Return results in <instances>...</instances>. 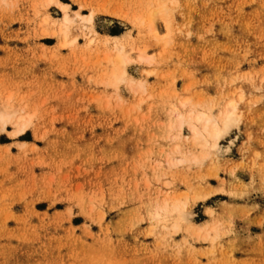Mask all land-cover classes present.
<instances>
[{
  "label": "rangeland",
  "instance_id": "obj_1",
  "mask_svg": "<svg viewBox=\"0 0 264 264\" xmlns=\"http://www.w3.org/2000/svg\"><path fill=\"white\" fill-rule=\"evenodd\" d=\"M35 1L0 3V101L35 115L19 138L0 128V264H264V0H178L171 35L149 48L155 60L134 54L128 66L146 82L139 107L126 84L104 82L87 30L74 29L75 47L43 35V15L61 13ZM63 1L100 8V33L137 37L139 0ZM238 93L241 122L222 150L170 164L177 143L201 150L186 127H169L172 105L191 97L217 113ZM177 201L194 222L216 225L210 237L189 231Z\"/></svg>",
  "mask_w": 264,
  "mask_h": 264
},
{
  "label": "bare ground",
  "instance_id": "obj_2",
  "mask_svg": "<svg viewBox=\"0 0 264 264\" xmlns=\"http://www.w3.org/2000/svg\"><path fill=\"white\" fill-rule=\"evenodd\" d=\"M40 1L42 2V4L47 9L56 8L61 13V15L58 18L52 16V14H50V12L45 13L43 15L42 22H40L41 26H42L41 32H43V35L47 38H57L58 46H60L62 48L63 47H75V46H77L79 38H78V36H76L74 34V29L77 31L87 30L85 33L83 32L84 36L87 39L86 45L88 47H90V46L93 47L94 44H95L94 47H96V45L100 46V49H98L99 53L96 52L94 54H98V56L100 57V63L101 62L105 63V64H102L106 68L104 73H103V75L105 77L104 82L107 84H111V85H113V87L115 86L117 88L120 84H126L131 91H133L136 95H138L137 97H139V96L141 97V99L138 100L139 103L136 104L137 106L140 105V103L143 100L142 96L147 91L146 90V82L143 80L136 79L135 77L130 75V73L128 71V66H130L131 63H133L134 54L136 55L137 60L142 61V62H148L151 64L152 58L154 59L155 56L153 57L152 55L149 54V48L154 47V46L157 47V46L161 45L162 39L171 35L173 21H174L173 11H175V10H172V7L177 6L179 1L178 0H139L137 3H138V6L139 5L140 6L138 7V9H136L137 11L134 10L135 12L133 13V16L130 18L131 22L133 23V25L136 27V29L138 31L136 38L134 36H132L131 33H129L128 31L121 33V34H109V33L103 34V33H100L98 30H96V28L94 26V20H95V15L97 13V10L101 11L100 8H98L96 10L93 9V10H91L90 13L84 14L80 11L81 8L83 7V5H81V3H80L81 8L79 7L80 10H74V9H72V6L70 3L64 2L63 0H40ZM40 1L38 3H40ZM12 2L14 3L15 0H0V3L5 4V6L11 5ZM74 2H76V1H74ZM35 3H37V2L35 1ZM38 3L36 6H38ZM130 7H131V5H130ZM178 7L179 6H177V8ZM177 8H175V9H177ZM109 14L116 16V17L122 16V14L115 12V10L110 11ZM39 21H40V19H39ZM131 22H130V24H131ZM176 26L178 27L177 24H176ZM38 29H40V28H38ZM178 29H180V28H178ZM160 30H163V32L165 31V36H162L160 34ZM77 33H79V32H77ZM78 35L80 36V34H78ZM172 41H169V42H172ZM164 44H166V43H164ZM166 46H168V45H166ZM166 46L163 48L166 49L167 48ZM92 47H91V49H94ZM83 51L85 53V50H83ZM88 51H89V49H88ZM90 51L92 52V50H90ZM77 56H78V54H77ZM86 56H88V55L86 54ZM90 56H92V55H90ZM147 86H149V84ZM121 87H122V85H121ZM1 89H0V91H2ZM118 90H120V89H118ZM242 93H238V94L232 95V96L225 95L226 97H223V95H224L223 94L222 95L223 102L219 106V110L217 113L213 112V110H212L213 108L211 109V108L207 107V105L205 106V104L204 105L201 104L200 101H194V99H192L191 97H182L174 105H172V103L168 102V104H166V105H170V104L172 105V108L170 109L171 117H169L170 118L169 119V127L171 128V130L175 128L180 132L181 129L186 127L189 131V135L186 137V141L191 142L193 145H198L201 148L200 152H198V153L193 151L192 149H188L185 152H183V151H181V146L183 147L184 145L177 143L174 145L173 150L172 149L171 150H172V152H175L176 155H177V152H181L182 154H181V156L178 155L176 157H174V155H173L172 156L173 158H170L168 160V162L172 165H175V166L178 164H184V163H189V162H193V163L198 164V163H201L203 160H205L206 158H208L211 155L210 151L214 150L215 153L221 151L222 150L221 142L228 135H230V133L234 129L238 128L239 124L241 122V117H242L241 112L242 111L240 110V102L244 99V94H242ZM150 95L151 94H149V96ZM173 95H174V93H173ZM113 96H114V94H113ZM146 96H147V94H146ZM155 96H156V94H155ZM203 97H205V96H203ZM113 99H115V98H113ZM171 99H172V97H171ZM211 99H213V98H211ZM121 100H123V99H121ZM167 101H168V99H167ZM5 102H4V100L0 101V128H1V130L5 131V130H7V126L9 124L13 125L14 129L12 128L13 130L12 131L9 130V132L11 133L12 137L19 138L20 136L27 133L28 126L31 125L32 119L35 115L32 112L26 111V109L24 107H21L22 105L19 108H15L9 103L4 104ZM214 102H215V100H214ZM161 103L163 104L165 102H161ZM122 105H123V102H122ZM122 105H121V107H122ZM125 105H127V104H124V106ZM152 105H154V104H152ZM118 106H119V104H118ZM132 108H133V106H132ZM135 108H136V106H135ZM141 109L143 110V108H141ZM144 112H142V114H144ZM137 113L138 112H136L135 114L137 115ZM136 117H138V115ZM140 120H141V118H140ZM167 120H168V118H167ZM164 124H162V125H164ZM158 129H160V128L158 127ZM162 131H164V130H162ZM163 136H165V135H163ZM159 139H162V138H159ZM164 139H167V136H165ZM173 139L174 140L175 139H177V140L181 139V135L179 133H177L173 136ZM23 143H26V142H23ZM162 144H164V143H162ZM168 147L169 146H167L166 148L168 149ZM196 148H198V147H196ZM164 149H165V147H164ZM158 150H160V149H158ZM160 152L161 151H159V154H160ZM163 153H164V150H163ZM161 156H162V154H161ZM155 164H157V163H155ZM160 164L162 165V163H160ZM157 167H159V166H157ZM189 194L190 193H188V197H189ZM213 195H214V193L209 192V193H206L205 195L201 196L200 198H202V200H207L210 197H212ZM169 203H170V201H169ZM178 204H180V202H178ZM187 205H188L187 203H183V204H180L179 207L177 206L178 207L177 210L180 211V212L178 211L179 215L181 214V218L186 222L187 227L191 233L196 234L198 236H204V238L207 239L208 237H210L211 231L216 230V225L211 224L209 222H207V223L194 222L192 220V214L189 212V210L186 209ZM155 209H158L157 206L155 207ZM174 210H175V208H174ZM208 211L210 212V214L213 213V210L210 207H208ZM167 217H168V214H167ZM167 217L165 219H167ZM154 219H155V217H154ZM183 220H182V222H183ZM158 221H161V219H159ZM175 223H177V222H175ZM178 223H179V221H178ZM174 227H176V226L174 225Z\"/></svg>",
  "mask_w": 264,
  "mask_h": 264
}]
</instances>
